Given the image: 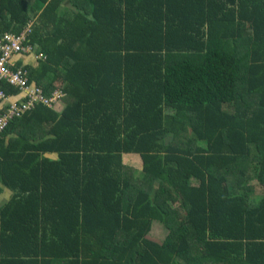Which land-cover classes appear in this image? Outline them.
I'll return each mask as SVG.
<instances>
[{
  "label": "trees",
  "instance_id": "trees-1",
  "mask_svg": "<svg viewBox=\"0 0 264 264\" xmlns=\"http://www.w3.org/2000/svg\"><path fill=\"white\" fill-rule=\"evenodd\" d=\"M28 25L64 95L0 137V264H264V0H0Z\"/></svg>",
  "mask_w": 264,
  "mask_h": 264
},
{
  "label": "built area",
  "instance_id": "built-area-1",
  "mask_svg": "<svg viewBox=\"0 0 264 264\" xmlns=\"http://www.w3.org/2000/svg\"><path fill=\"white\" fill-rule=\"evenodd\" d=\"M29 26L19 36L5 35L0 41V137L11 121L24 116L36 104L55 109L63 97L60 88L45 96L41 87L28 83V69L17 65L20 54L30 51V47L22 46ZM4 86L12 88L13 93L5 92Z\"/></svg>",
  "mask_w": 264,
  "mask_h": 264
},
{
  "label": "rangeland",
  "instance_id": "rangeland-1",
  "mask_svg": "<svg viewBox=\"0 0 264 264\" xmlns=\"http://www.w3.org/2000/svg\"><path fill=\"white\" fill-rule=\"evenodd\" d=\"M56 85L59 86V83H57ZM57 88H59V87H57ZM63 95H64V93H63ZM60 108H61V104L59 102L54 110H57V109L60 110ZM124 158H125L124 163H126L128 166L134 168L135 170H140L141 164H140V159L138 156L126 155ZM253 183H254V185H253ZM249 185H252L253 187H255V193H259V190L256 186L257 184L255 182H252ZM255 193H254V196H256ZM0 196H2L3 198H6L7 193L6 194H0ZM155 233L159 234L158 231H155Z\"/></svg>",
  "mask_w": 264,
  "mask_h": 264
},
{
  "label": "crops",
  "instance_id": "crops-1",
  "mask_svg": "<svg viewBox=\"0 0 264 264\" xmlns=\"http://www.w3.org/2000/svg\"><path fill=\"white\" fill-rule=\"evenodd\" d=\"M23 61H24V64H26V63H28V64H35V61H33L31 58H25V59H23ZM141 164V163H140ZM6 194V193H5ZM8 196V195H7ZM2 200H4V198L2 197V196H0V202L2 201Z\"/></svg>",
  "mask_w": 264,
  "mask_h": 264
}]
</instances>
